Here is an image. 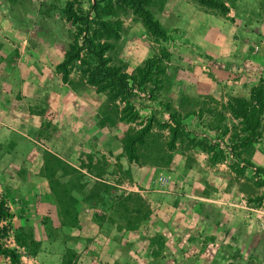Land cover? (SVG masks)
<instances>
[{
  "label": "rangeland",
  "instance_id": "obj_1",
  "mask_svg": "<svg viewBox=\"0 0 264 264\" xmlns=\"http://www.w3.org/2000/svg\"><path fill=\"white\" fill-rule=\"evenodd\" d=\"M100 1L0 0V200L10 213L0 221V245L16 252L19 264H264V242L253 235L264 231V115L260 139L234 150L258 173L235 174L229 155L216 163L235 176L228 191L240 183L243 192L237 211L227 213L234 231L218 222L200 235L179 230V215L173 219L189 200L195 211V193L186 195L180 182L201 170V153L209 165L211 153L196 144H217L219 135L227 143L239 129L227 103L264 86V29L252 27L240 41L230 30V8L244 2L255 15L257 0H214L225 11L169 0L165 12L167 0H152L148 9L164 37L127 31L107 53L127 75L161 59L159 96L134 93L133 121L119 120L122 104L87 85L77 62L66 82L58 69L74 34L65 11L85 13ZM183 1L196 14L193 24L206 30L202 40L179 28L175 12ZM115 18L135 20L127 8L116 9ZM169 115L180 124L172 140ZM150 117L135 144L137 161L129 163L125 139ZM82 211L96 231L83 230Z\"/></svg>",
  "mask_w": 264,
  "mask_h": 264
},
{
  "label": "trees",
  "instance_id": "obj_2",
  "mask_svg": "<svg viewBox=\"0 0 264 264\" xmlns=\"http://www.w3.org/2000/svg\"><path fill=\"white\" fill-rule=\"evenodd\" d=\"M152 0H101L100 3H93L85 13L75 12L71 9L65 11V20L74 27L72 41L68 45L62 62L58 69L62 75V81H67L68 68L73 62L80 67V74L84 77L87 85L92 86L96 93H102L109 99L122 104L120 108V121H133L136 119V112L133 110V103L130 99L135 97L134 93H142L149 100L159 96L161 89V77L164 69L161 66V59L146 60L142 67H137L134 75H127L122 72L121 67L111 65L108 52L113 50V42L119 38L121 23L115 18L116 9L127 8L139 18L145 31L163 38L164 33L158 22L153 19L148 5ZM208 8L225 11V8L214 0H191ZM227 111L231 120H237L239 129L228 137L227 143L217 136V144H210L207 139L196 145L201 151L211 153L208 158L210 165L224 160L227 155L234 157L232 169L235 174L242 173L250 168L254 174L258 169L251 163L244 160L239 153L235 154V148L248 146L260 139L258 129L261 125V118L264 115V86L254 87L247 100L233 98L227 103ZM170 123V136L173 139L179 123L168 116ZM153 118H148L145 124L133 137L125 139L124 152L126 160L136 162L134 153L135 144H141L145 133L149 131ZM226 132V131H225ZM224 132V133H225ZM222 135V134H221ZM221 137V136H220ZM170 140V141H171ZM216 149V151H215ZM258 177V175L256 176ZM264 185V180L261 181ZM10 213L0 200V221L9 218ZM0 255L7 257L10 264H19L17 253L0 245Z\"/></svg>",
  "mask_w": 264,
  "mask_h": 264
},
{
  "label": "crops",
  "instance_id": "obj_3",
  "mask_svg": "<svg viewBox=\"0 0 264 264\" xmlns=\"http://www.w3.org/2000/svg\"><path fill=\"white\" fill-rule=\"evenodd\" d=\"M167 2H169V0H167L164 4V12L169 10L167 8ZM257 3L258 10L256 9V11L258 14L255 15L246 12L248 7L244 2H242V4H240V2H236V5L230 8L231 16L234 19L232 21V25H230V30L232 31V35L238 36V41L241 40V37H248L251 33L252 27L264 29V0H257ZM183 4L185 7L187 6V4H185L184 2L179 6V10L175 12L179 14L180 30L185 31L186 34L190 31L191 36L199 35L201 39L206 35V30H203L198 22L194 21L193 24L192 17H195L196 14L194 16H191V13L189 12V10H186L185 7H183ZM198 18L203 22L202 14L201 16H198ZM119 21L121 23V31L119 33V38L113 42V44L115 45V49L118 43L122 40L123 36H125L127 31H130V34L134 33L135 31L138 34H143L145 36V28L139 18L135 17V20L131 21L128 25H126V23H122L121 20ZM171 27L172 26L170 25V28ZM199 29H201V31H198ZM210 39H212V41H215L216 38ZM206 159V155H203L201 153L200 156H198V162L200 163L198 166H200L201 170H198V172L195 171L193 173L188 171V173L185 174L186 177L184 179V182H180V186L183 185V189H185L186 195H193L192 193H195V196H193V204L195 205L194 213L190 212L189 200L188 205L184 203V212H180V214H178L177 212L174 213L173 219L175 216H180L177 221L174 222L172 220L171 222H174L175 224L178 223L179 230L186 227L195 228V232L198 231V234L200 235H205L206 232H212L213 230H215L216 225L219 222L218 227L225 229L228 233H232L234 231V228L230 225L231 218L227 213L229 211L236 210L237 206H240V203H237V201L241 200V195H243V192L240 188V183L238 184V186L237 184H235L232 188L233 193H230V191H228V181L230 179H234V174H228L229 171L226 172V170L224 171L217 168L216 164L207 165ZM172 163H176V157H173ZM254 167L256 168L258 166L255 165ZM220 192L222 193L220 194ZM231 205L234 206L235 209L229 207ZM80 216V221L85 232H91L93 230L96 231L97 228L90 221V217L86 214L85 211H82ZM187 218H190V220L194 222L192 226H188L183 223V221ZM263 234L264 231H258L253 235L256 236L258 241L264 242ZM0 264H10V262L6 257H2L0 255Z\"/></svg>",
  "mask_w": 264,
  "mask_h": 264
},
{
  "label": "built area",
  "instance_id": "obj_4",
  "mask_svg": "<svg viewBox=\"0 0 264 264\" xmlns=\"http://www.w3.org/2000/svg\"><path fill=\"white\" fill-rule=\"evenodd\" d=\"M258 178H262L261 176H258Z\"/></svg>",
  "mask_w": 264,
  "mask_h": 264
}]
</instances>
